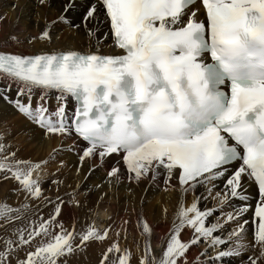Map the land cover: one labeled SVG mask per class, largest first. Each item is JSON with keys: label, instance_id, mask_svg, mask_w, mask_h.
Instances as JSON below:
<instances>
[{"label": "snow or ice", "instance_id": "6c2138e0", "mask_svg": "<svg viewBox=\"0 0 264 264\" xmlns=\"http://www.w3.org/2000/svg\"><path fill=\"white\" fill-rule=\"evenodd\" d=\"M196 4L197 0H94L82 17L85 31L89 38L96 37L97 29L89 24H99L103 15L120 54H100L99 37L96 51L29 55L0 50V81L5 82L0 98L46 137L75 136L85 142L78 154L81 167L85 160L104 161L115 154L122 158L130 182L159 179L167 191L176 188L171 183L175 178L182 197L193 194L190 206L180 202L159 257L149 243L151 226L146 221L140 225L146 236L140 264H224L227 258L239 257L248 248L244 225L249 221H241L250 210L252 248L259 246L260 253L247 261L259 264L264 258V0H200L203 20L197 17ZM71 7L68 0L63 13L28 42L51 43L57 23L79 28L66 16ZM10 40L21 42L16 35ZM12 85L15 99L7 95ZM52 96L57 101L54 110L48 107ZM69 100L75 102L71 115ZM10 147L0 136V174L17 183L14 190L23 192L26 202L19 207L0 202V219L5 225L23 219L32 199L43 198L53 211L46 219L15 228L16 239L0 238V264H13L14 256L15 264H67L89 243H104L110 226L91 225L78 233L75 225L69 231L58 219L66 203L79 206L74 192L68 201L44 196L41 174L63 149L53 148L47 159L33 162L17 158ZM108 177L119 185L124 173L113 166ZM245 179L258 186L254 209L245 194ZM218 181H223V190L213 195ZM200 187L206 196L195 195ZM208 198L218 200V205L201 209L199 201ZM234 199L244 203L233 207ZM226 206L232 211L225 212ZM228 224L236 227L227 231ZM187 229L192 236L183 240L181 233ZM116 236L100 264H130L131 252L121 250L119 232ZM201 245L200 255L189 261L190 250ZM22 248L24 259L16 256Z\"/></svg>", "mask_w": 264, "mask_h": 264}, {"label": "bare ground", "instance_id": "6f19581e", "mask_svg": "<svg viewBox=\"0 0 264 264\" xmlns=\"http://www.w3.org/2000/svg\"><path fill=\"white\" fill-rule=\"evenodd\" d=\"M79 1V0H78ZM68 0H46L44 4H40L39 0H1L0 2V50L13 53L23 54H39L41 52H51L53 50L74 49L82 52L96 51V38L99 37L100 53L113 54L119 53L120 50L113 45L111 34L109 33V25L104 21L103 15L100 17V23L92 22L89 27L97 29L96 37L89 38L85 28L81 25L79 28H71L63 32H55L52 30L53 40L51 43L47 41L35 40L29 43L28 40L32 36H39L46 23H51L56 17H59L64 10ZM73 7L66 13L72 15L73 18L77 14L84 15L85 8L94 0H82L73 2ZM3 6V7H1ZM199 9L197 17L205 19L204 11L199 4H196ZM53 27H55L53 25ZM52 27V28H53ZM108 34L107 39L104 38ZM12 35L20 38V43L10 40ZM5 87V82L0 81V88ZM10 99H15L17 95L16 86L12 85L11 91L7 93ZM36 95L33 96V100ZM57 106L55 96H52L48 101L50 110H54ZM74 102L69 100L67 103V111L71 113L74 110ZM72 114V113H71ZM70 114V115H71ZM4 130L8 136L3 135ZM0 136H3L4 143L10 145V151L16 152V156L22 160H31L33 162L47 159V154L53 148H61L63 166L47 165L44 172L49 178L53 177V181H61L56 184L49 182V178L41 177V186L44 190L45 197H51L55 200L59 195L65 201L71 199L70 194L75 193V199L79 201V206L75 204H65L61 215L58 217L64 224V227L71 231L73 225L79 233L85 231L95 221L101 225V229L111 227L109 236L104 243L91 242L82 251H78L75 255L67 259V264H100L101 255L107 246L117 240L116 233L119 232V247L121 250L127 249L131 252L130 264H140V260L145 255L146 236L142 234V225L145 221L151 226L152 234L150 238L151 249L157 257L162 254V250L166 247L167 236L172 228L180 202L183 200L187 205H191L194 196L189 193L186 197H182L178 182L175 178L171 181L176 185L175 189L165 190V185L162 180L152 182L144 180L139 184L130 182L126 177L127 173L124 168L123 160L118 155L106 157L101 161L98 157L95 161L85 160L82 167L79 160L80 149L85 146V142L75 136L64 138L59 136H45L44 131L31 123L22 116L13 105L7 103L0 98ZM14 143V144H13ZM117 166L124 173V178L119 185L110 183L108 172L111 167ZM80 168L77 172V168ZM238 167V165H233ZM80 181V182H79ZM79 182V184H78ZM80 188L84 186L92 187L84 194H77L75 191L76 185ZM245 189V194L249 197L248 203L254 209L258 201L256 192V184L247 179L242 181ZM223 181L217 182L215 191L223 190ZM18 187L14 180L3 179L0 174V202L6 201L12 207H19L24 204L25 194L17 192L14 189ZM207 193L203 187H200L196 196ZM30 204V210L27 215L21 220L12 224H4L0 219V238L11 237L12 232L17 227H27L30 220L36 221L39 218H47L52 213V205L47 204L43 198L32 199L27 201ZM233 207H239L244 202L234 199L232 200ZM218 205V200L214 201L211 198L199 201V207L213 208ZM166 210V211H165ZM225 212L232 211V208L225 207ZM101 214V216H99ZM217 215H220L217 212ZM139 218V219H138ZM90 219V220H89ZM215 219V217H213ZM249 221L244 225V243L248 245L239 257L227 258L224 264H233L231 260L239 261L247 256H258L260 253L259 246L253 250V228L254 224L253 211L250 210L242 218ZM127 221V223H125ZM236 227L235 224L226 225L227 231ZM227 231L222 235H227ZM192 236L190 229L183 230L181 238L189 240ZM79 243V240H77ZM2 248V241H0ZM204 246L193 247L188 253V260L194 261L200 255ZM209 255H213L209 249ZM16 256L20 259L25 257V249H20ZM111 255L109 259L111 260ZM15 264L16 257L13 258ZM207 259V257H201ZM229 261V262H228ZM235 264H238L236 262ZM239 264H248V261H243ZM259 264H264V258L259 261Z\"/></svg>", "mask_w": 264, "mask_h": 264}, {"label": "rangeland", "instance_id": "374dc122", "mask_svg": "<svg viewBox=\"0 0 264 264\" xmlns=\"http://www.w3.org/2000/svg\"><path fill=\"white\" fill-rule=\"evenodd\" d=\"M79 1H82V0H79ZM78 0H73V2H79ZM0 2H1V0H0ZM1 7H3V6H1ZM85 10H86V8H85ZM66 16H67V18L70 20V21H72V23L73 24H77V25H83L82 24V17H83V15L80 13V14H77V16L75 17V18H73V16L72 15H69V14H66ZM1 15H0V20H1ZM58 17H56L54 20H56ZM55 27H53L52 28V30L53 31H55V32H63V31H66V30H68V29H71V28H74V27H71L70 25H66V24H63V23H57V24H55L54 25ZM2 132H3V135L5 136V137H7L8 136V134L4 131V130H2ZM14 144V143H13ZM52 152V151H51ZM51 152H49V153H51ZM49 153L47 154V158H48V156H49ZM61 159H62V151H59L57 154H56V158L54 159V160H51V161H49V165H52V166H60V162H61ZM41 177L42 178H49L48 177V175L46 174V173H42L41 174ZM53 177L52 178H49V182H53ZM80 182V181H79ZM79 182H78V184H79ZM76 185V187H75V191H76V193L79 195V194H84L87 190H90V189H92V187H88V186H84V187H82V188H80L79 187V185ZM99 216H101V214H99ZM90 220V219H89ZM92 225H95L96 227H97V225H101L99 222H94ZM98 228H102V227H98ZM77 232V231H76ZM245 256V259L247 260V255L245 254L244 255ZM246 260H244V258H241L239 261H236V260H231L232 262H233V264H235L236 262H238V264L239 263H242L243 261H245L246 262ZM229 262V261H228Z\"/></svg>", "mask_w": 264, "mask_h": 264}]
</instances>
